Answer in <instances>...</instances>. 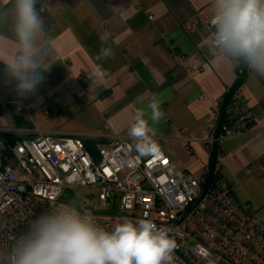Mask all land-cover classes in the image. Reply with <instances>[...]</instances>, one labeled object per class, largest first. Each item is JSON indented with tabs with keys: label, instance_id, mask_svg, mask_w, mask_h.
I'll return each mask as SVG.
<instances>
[{
	"label": "crops",
	"instance_id": "0c3cea01",
	"mask_svg": "<svg viewBox=\"0 0 264 264\" xmlns=\"http://www.w3.org/2000/svg\"><path fill=\"white\" fill-rule=\"evenodd\" d=\"M51 50L34 93L20 97L3 61L15 40L10 23L0 24V138L4 144L32 137L37 127L55 136H78L97 145L113 135L126 138L129 123L147 98L163 100L164 118L154 125L161 152L180 170L200 176L209 159L203 140L211 110L233 85L235 67L213 57L207 46L212 0H42ZM0 0V11L10 8ZM110 40L102 45V32ZM102 46L113 58L97 61ZM100 67L109 75L91 79ZM255 115L243 134L220 150V176L232 183L238 201L264 212V173L248 168L264 157V79L247 71L239 88ZM186 138L188 142L184 140ZM190 148V153L186 149Z\"/></svg>",
	"mask_w": 264,
	"mask_h": 264
},
{
	"label": "built area",
	"instance_id": "2783aa9c",
	"mask_svg": "<svg viewBox=\"0 0 264 264\" xmlns=\"http://www.w3.org/2000/svg\"><path fill=\"white\" fill-rule=\"evenodd\" d=\"M235 72L239 77L243 68ZM239 88L211 110L203 140L209 159L200 176L180 170L163 152L136 158L132 144L119 134L93 151L78 136L59 137L39 127L12 144L0 138V236L20 235L51 206L79 195L105 228L145 216L171 228L177 242L174 264H264V212L238 201L232 183L219 174L223 144L243 134L255 116ZM247 171L264 173V157ZM7 246L3 239L0 247Z\"/></svg>",
	"mask_w": 264,
	"mask_h": 264
},
{
	"label": "clouds",
	"instance_id": "9594fccd",
	"mask_svg": "<svg viewBox=\"0 0 264 264\" xmlns=\"http://www.w3.org/2000/svg\"><path fill=\"white\" fill-rule=\"evenodd\" d=\"M0 11V24L10 23L15 40L11 59L3 61L8 81H16L20 97L35 92L43 77L50 48L42 44L46 29L42 18L47 5L42 0H10ZM206 46L218 61L246 68L253 78L264 79V0H212ZM101 44L110 40L102 32ZM111 46H102L97 61L113 58ZM109 73L98 67L91 79L101 81ZM163 100L147 98L127 129L134 141L136 158L157 157L161 147L154 139L165 116ZM89 202L77 195L52 207L29 222L20 235L9 233L8 246L0 247V264H174L177 242L171 228L158 227L145 216L124 218L110 229L100 225L88 211Z\"/></svg>",
	"mask_w": 264,
	"mask_h": 264
},
{
	"label": "trees",
	"instance_id": "16d2710c",
	"mask_svg": "<svg viewBox=\"0 0 264 264\" xmlns=\"http://www.w3.org/2000/svg\"><path fill=\"white\" fill-rule=\"evenodd\" d=\"M243 68V67H242ZM246 73H247V69L246 68H243V74H241V76H239V77H236V79H235V81H234V83H233V85L228 89V92H225V94L223 95L224 96V104L227 102V100H228V98H229V95L233 92V90L235 89V88H237V87H240L242 84H243V82H244V80H245V77H246ZM223 104V105H224ZM223 107V106H222ZM84 143H85V146L89 149V150H91V151H93L94 150V148H95V145H96V143L95 142H93V141H84ZM217 150L216 149H214L213 150V152H212V156H213V159H215V157L217 156Z\"/></svg>",
	"mask_w": 264,
	"mask_h": 264
}]
</instances>
